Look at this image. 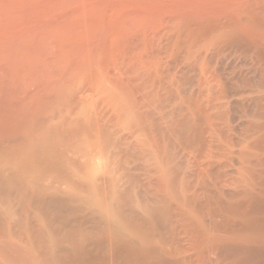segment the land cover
Returning <instances> with one entry per match:
<instances>
[{
	"label": "bare ground",
	"instance_id": "obj_1",
	"mask_svg": "<svg viewBox=\"0 0 264 264\" xmlns=\"http://www.w3.org/2000/svg\"><path fill=\"white\" fill-rule=\"evenodd\" d=\"M0 264H264V0H0Z\"/></svg>",
	"mask_w": 264,
	"mask_h": 264
}]
</instances>
